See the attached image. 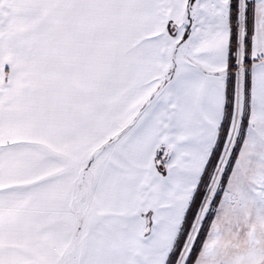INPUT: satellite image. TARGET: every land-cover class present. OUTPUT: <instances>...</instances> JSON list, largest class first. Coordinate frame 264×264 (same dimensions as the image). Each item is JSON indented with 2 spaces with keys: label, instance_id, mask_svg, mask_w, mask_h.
Listing matches in <instances>:
<instances>
[{
  "label": "snow or ice",
  "instance_id": "snow-or-ice-1",
  "mask_svg": "<svg viewBox=\"0 0 264 264\" xmlns=\"http://www.w3.org/2000/svg\"><path fill=\"white\" fill-rule=\"evenodd\" d=\"M0 264H264V0H0Z\"/></svg>",
  "mask_w": 264,
  "mask_h": 264
}]
</instances>
